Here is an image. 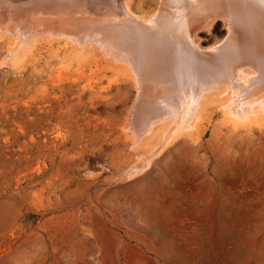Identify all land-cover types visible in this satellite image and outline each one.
Wrapping results in <instances>:
<instances>
[{
    "label": "rangeland",
    "instance_id": "1",
    "mask_svg": "<svg viewBox=\"0 0 264 264\" xmlns=\"http://www.w3.org/2000/svg\"><path fill=\"white\" fill-rule=\"evenodd\" d=\"M222 20L199 47L227 37ZM31 38L0 39V264H264V98L236 117L214 88L137 137L122 69Z\"/></svg>",
    "mask_w": 264,
    "mask_h": 264
},
{
    "label": "bare ground",
    "instance_id": "2",
    "mask_svg": "<svg viewBox=\"0 0 264 264\" xmlns=\"http://www.w3.org/2000/svg\"><path fill=\"white\" fill-rule=\"evenodd\" d=\"M134 1L143 2L0 0V39L63 38L82 52H99L136 86L128 120L137 137L166 119L186 123L214 88L231 93L230 114L250 115L249 105L264 98V0H151L156 6L148 17L132 8ZM216 18L227 23V37L203 49L196 33Z\"/></svg>",
    "mask_w": 264,
    "mask_h": 264
}]
</instances>
